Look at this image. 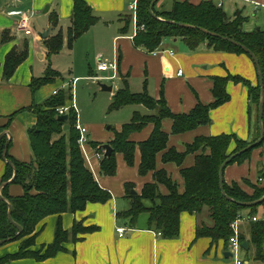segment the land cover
<instances>
[{
  "label": "trees",
  "instance_id": "obj_1",
  "mask_svg": "<svg viewBox=\"0 0 264 264\" xmlns=\"http://www.w3.org/2000/svg\"><path fill=\"white\" fill-rule=\"evenodd\" d=\"M152 1L138 0L137 2V26L144 25V29L139 30L134 37L137 47L154 52L166 38L172 37L183 40L192 50L204 43L215 51L246 53L251 57L241 46L224 38L227 37L254 52L261 66L264 84V29L256 27L250 31L245 30L243 25L247 17L243 15V11L237 10L233 16H230L222 5L213 0H202L199 3L190 0H174L170 9L160 10L161 0H158L153 14L150 11ZM99 20L100 17L94 13L85 0H74L72 23L67 31L68 45L72 48L75 42ZM58 22V16L52 14V25L57 26ZM132 22L133 13L125 15L120 32L127 34ZM64 38L60 30L56 35L45 40L49 58L60 53ZM11 40L12 36L9 31L0 34V44ZM28 57V42H25L21 49L12 48L5 58L4 78H11ZM60 77H63L62 74L49 66L43 77L33 78L32 90L36 92L43 86L54 83ZM230 80L249 87L250 103L259 117L260 80L258 84L253 85L241 75L214 77L212 92L215 101L210 104L199 102L189 113L180 114L171 110L163 92L160 98L156 99L146 88L142 92H133L127 80L123 81V86L117 90L109 111L119 110L129 105H142L152 113L144 114L137 110L130 122L114 130V137L109 141L113 151L110 156H104L101 159L100 172L105 176L117 174L118 153L123 154L129 166H134L136 152L139 149L141 152L139 173L142 176L150 172L154 173V181L147 183L141 194H132L134 184H126L125 197L132 202L130 208L122 215L130 219L131 225L136 226L139 215L148 212L149 229L161 232L163 237L175 238L180 234L183 212L192 214L206 212L213 226H208L205 221H202L197 227V237H210L213 243L219 241L229 243L235 233L232 223L245 212L249 216L258 213V207L263 205L264 201L251 206L241 202H252L263 197L264 185H253L252 183L255 191L250 194L238 182L230 184L225 182L224 187L227 192L225 196L220 186L219 170L228 157L260 138L259 124L256 126L252 139H239L236 135L226 133L198 136L192 143L186 145L184 151L169 147L170 133L163 128V121L167 118L173 120V134L184 133L200 125L210 124L212 122L211 109L230 100V94L227 91V84ZM73 98L71 86L59 89L56 94L51 95L42 103H33L27 107L26 110L33 112L37 117L36 124L28 130L34 155L33 162L20 161L13 158L9 150L7 152V159L12 160L17 169V175L10 184L21 185L24 193L19 196L9 195L6 192L9 184L3 188L2 195L11 202L13 219L22 225L23 230L19 233L18 228L11 223L8 217V204L0 197V240H5L4 242L21 240L19 251L0 257V264L27 257L39 261L45 260L60 251H65L64 243L71 240L77 242L85 233L99 229L97 225L86 227L82 223L75 224L72 230H67L63 226L62 215L65 212L75 213L84 210L88 202L106 203L113 197L109 190L99 184L93 172L86 165V159L79 143L80 131L76 128L78 120L76 109H70L67 120L59 119L58 108L70 104ZM18 112L11 114L2 128H8ZM149 125H152L153 129L148 138L142 141L132 139L134 133L142 131ZM65 126L69 127L68 135L63 133ZM7 141L6 135L0 138V157L2 158H4L3 152ZM90 142L97 150L103 149L104 144L96 141ZM263 142L264 140L238 154L229 164L247 161L254 148L262 146ZM160 153H163L164 163L174 162L180 167L184 179L183 192L179 190V184L165 168H157V157ZM190 154H197L195 163L190 167H185L183 166L184 161ZM14 167L7 163L3 182L13 178ZM244 182L251 184L248 179ZM160 184L167 187V194L161 193ZM146 201H150V204ZM51 214L58 215L54 241L48 245H42L38 250L31 249L43 229L37 230V226ZM250 232V242L256 248L254 258L264 262V220L251 221ZM239 239L243 242L246 237L239 233Z\"/></svg>",
  "mask_w": 264,
  "mask_h": 264
},
{
  "label": "crops",
  "instance_id": "obj_2",
  "mask_svg": "<svg viewBox=\"0 0 264 264\" xmlns=\"http://www.w3.org/2000/svg\"><path fill=\"white\" fill-rule=\"evenodd\" d=\"M85 1L91 6L94 13L100 17V20L85 32L75 42L74 46L84 38L92 39L95 44L93 50H96L102 44H106L107 46H104V49L109 54L111 53L112 61H117L118 69L116 72L112 69L109 70L112 71L109 76L103 74L95 77L117 80L119 83L117 89L123 86L124 80H127L133 92H142L146 88L156 99H159L163 92L171 110L180 114L189 113L199 102L210 104L215 101L212 92L214 77H225L231 74L241 75L253 85L259 83L260 77L257 66L246 53L215 51L208 48L204 43L192 50L183 40L172 37L166 38L155 53L137 47L134 43V37L138 33L137 21L135 11L131 6L133 4L137 5L138 0ZM173 1L171 0L169 8L167 7L168 0H161L160 4H164L167 9H170ZM190 1L199 3L202 0ZM213 1L224 8L225 0ZM228 1L231 11L235 13L237 10H241L243 15L247 17L245 21L247 22L245 24L247 26L246 30H253L258 25L264 29V0ZM47 7L48 11L46 12ZM73 7L74 0H0V34L9 31L12 36L11 41L0 44V134L4 133L3 136L6 135L10 142L8 148L10 155L20 161L31 163L34 160L28 130L36 124L37 117L33 112L26 109L33 103L44 102L53 95L55 90L52 87L50 90H46L48 88L46 85L36 92L32 90L31 82L33 78L41 77L36 76L35 73V56L39 55L43 59L48 57L45 40L56 35L60 30L63 32L64 37H67L68 28L72 23ZM244 9L256 12L253 21ZM12 10H22L30 18L34 11L43 10L44 13H48L50 17L46 22L44 32L36 34L33 30L35 33L33 32L32 35H25L23 31L17 28L20 16L8 14ZM129 13H133V22L129 32L122 34L120 28L124 24L123 17ZM52 14L58 16L57 26H53L51 23ZM46 31H49V34L46 39H43V33H46ZM25 42L29 43V57L17 68L11 78L5 79L3 73L7 53L14 47L23 48ZM98 44L101 45L98 46ZM101 61L106 60L99 58V63ZM97 70L101 73L109 72L99 70L98 66ZM44 74L45 70L42 76ZM66 83L62 87H65ZM227 91L230 94V100L211 109L212 122L210 124L200 125L184 133L173 134V120L171 118L165 119L163 128L170 133L169 147L184 151L186 145L192 143L198 136H212L223 133L236 135L239 139H252L255 135L256 126L259 124V117L256 109L253 105L251 106L249 87L243 83L230 80L227 84ZM134 106L138 107L133 110V114L137 110L144 111V114L151 113L149 109L142 105ZM126 107L128 106L121 109ZM16 112L18 114L9 127L2 128L5 126L7 118ZM85 126L89 130L90 141L104 143L103 140L92 138L91 128ZM121 126L116 129H120ZM152 129L153 126L149 125L142 131L134 133L132 139L135 141L145 140L149 137ZM113 137L114 135L105 140L109 142ZM88 146H90L92 152L91 160L90 162L86 160V165L93 172L99 184L109 190L113 197L106 203L88 202L84 210L75 213L65 212L62 215L63 226L67 230H72L75 224L82 223L86 227L97 225L99 229L85 233L82 235V239L77 242L71 240L64 243L65 251H60L55 256L45 260L39 261L27 257L3 264H237V260L233 256L224 257L222 255L223 252L230 251L229 243L224 241L213 243L210 237H197L198 225L208 218L207 216L206 218L205 216L202 217L203 213L183 212L181 214L180 234L175 238L163 237L159 232L149 229L148 218L143 221V224L137 221L136 226L131 225L130 219L122 215L124 211L130 208L132 202V200L125 197L126 184L133 183L135 188L131 191L136 190L137 194H141L144 186L154 181V173L150 172L145 176L139 173L141 152L138 149L134 166H129L123 154L118 153L117 174L114 176L102 175L100 172L101 159H98L95 155L97 149L91 145V142ZM196 155L190 154L187 156L183 166L190 167L194 165ZM162 156L163 153L158 154L157 168H165L179 184V190L183 192L184 179L180 167L174 162L164 163ZM6 169L7 161L0 157V187ZM224 178L225 182L229 184L238 182L246 191H248L249 186L244 182L245 179L253 184L264 185V142L262 146L254 148L247 161L229 164L225 168ZM160 191L163 194L168 193L167 187L163 184H160ZM6 192L9 195L19 196L24 193V189L21 185L12 183L6 187ZM1 193L3 194V189ZM204 214L206 215V212ZM57 220L58 215L51 214L40 222L37 230L43 229L37 237L36 244L31 249L38 250L42 245H48L54 241ZM250 224L249 219H247V222L240 221L238 224L239 233L244 234L246 237L244 241H247V250L243 249L241 252L244 253L243 257L240 254L242 264H257L259 262L253 260L254 263H252L247 258L250 252L256 250L250 242ZM120 227L126 228L122 236L117 231ZM20 245L21 240L3 242L0 245V257L19 251ZM245 255L246 257H244ZM253 257H255V253L252 254Z\"/></svg>",
  "mask_w": 264,
  "mask_h": 264
},
{
  "label": "rangeland",
  "instance_id": "obj_3",
  "mask_svg": "<svg viewBox=\"0 0 264 264\" xmlns=\"http://www.w3.org/2000/svg\"><path fill=\"white\" fill-rule=\"evenodd\" d=\"M170 2L171 0H168V8L170 6ZM159 9L162 10L167 8L164 4L159 3ZM224 10L228 14H230V16H233L235 14L234 11H231V9L229 8L228 0H225ZM244 11L246 13L248 12V16H250L252 21L253 19H255L256 12H250L248 9H244ZM49 17V14L44 13L43 10L38 12L34 11V14L30 18V26L33 28L36 34H38L39 32H44V27L46 26V22L49 20ZM246 23L247 22H245L243 25V28L245 30L247 29V26L245 25ZM258 27L259 25L257 26V28ZM33 38H35V36H33ZM33 38L32 40H34ZM94 45L95 44L93 43L91 38H84L79 43L77 42L76 46H74V48L72 47V49L68 45L67 37H65L60 53L54 54V56L52 55L50 58L46 57L45 59L40 58L39 55L35 56L34 54L36 65L35 73L36 76L43 77V71H46L49 66L59 71L63 77L58 78L54 83L46 85L48 86L46 90H50L51 87L59 90L72 86V92L74 94V101L76 104V111L78 112V122L91 128L92 138H97L100 141L103 140L104 143L102 144H109V142H107V140L105 139H108L112 135H114V130L116 128H119L121 124L130 122L133 117V110H136L138 106L131 105L126 107L125 109L109 111V107L118 90L117 86H119V83L117 80L95 77L103 74H107L108 76L112 74V71H109L107 73L98 72L97 66L99 64V58H102L106 61H112L113 57L111 53L109 54L105 51L104 46L106 47V44H102V46L97 47L96 50H93ZM99 45L101 44H98V46ZM100 54L102 57L100 56ZM64 83H66V86L62 87ZM103 84L107 86H113V89L105 90L103 88ZM142 112L144 113V111ZM63 133H66L68 135V126L64 127ZM82 151L85 158L86 154L91 155L92 152L90 146L82 148ZM253 185L252 183L248 184L249 189L247 192L250 194H253L255 191ZM146 202L150 204L149 201ZM207 214L208 213H206L205 215L203 213L202 217L205 216L206 218ZM244 214L247 213L245 212ZM256 214L259 217L263 216L264 204L258 207V213ZM148 216V212L141 213L138 222L140 224H143V221H145ZM245 221L247 222V219L242 220V222ZM205 223L208 226H213L212 220L209 218L205 219ZM255 252L256 250L254 252H250V255L247 256V258H249L252 263L256 261L254 257L252 258V254ZM243 254L244 253H241L242 257ZM222 255L226 257L224 252L222 253ZM244 257H246V255ZM257 264H263V261H259L257 262Z\"/></svg>",
  "mask_w": 264,
  "mask_h": 264
},
{
  "label": "built area",
  "instance_id": "obj_4",
  "mask_svg": "<svg viewBox=\"0 0 264 264\" xmlns=\"http://www.w3.org/2000/svg\"><path fill=\"white\" fill-rule=\"evenodd\" d=\"M131 8L134 9L135 11V18L137 15V5L133 4L131 6ZM9 15L11 16H20L18 22H17V28L20 29L21 31H23L25 33V35H32L33 34V28L30 26V16L28 14H25L22 10H12L8 12ZM137 21V18H136ZM144 29V25H141L140 27L137 26V32L139 30H143ZM157 52V50L154 51V53ZM98 69L101 71H109V70H114L115 72L118 69V63L117 61H112V62H108V61H101L98 65ZM180 73H182V71H180ZM115 77V76H112ZM111 77V78H112ZM58 92V89H55L53 94H56ZM71 108L76 109V104L74 101V98L72 99V102L70 104L61 106L58 108V112L60 115H64V114H68V112L70 111ZM76 128L80 131V138H79V143L81 145V149L88 146L90 144V139L88 136V128L81 124L80 122L76 123ZM96 157L98 159H102L105 156V149L103 148L102 150H97L96 151ZM91 155L86 154V160L90 162ZM243 219H249L250 221H258V220H264V214L262 217H259L257 214L253 215V216H248L247 214H241L233 223H232V227L234 229V235L230 238L229 244H230V251L233 254V257L237 260V264H242L243 261L242 259H240V254L243 251V245H242V241L239 239V227L238 224L240 221H242ZM117 231L120 233V235H124L126 228L125 227H120L117 229ZM159 234H161V232H159Z\"/></svg>",
  "mask_w": 264,
  "mask_h": 264
},
{
  "label": "water",
  "instance_id": "obj_5",
  "mask_svg": "<svg viewBox=\"0 0 264 264\" xmlns=\"http://www.w3.org/2000/svg\"><path fill=\"white\" fill-rule=\"evenodd\" d=\"M158 0H153L152 3H151V6H150V11L151 13L154 14V6L156 4ZM45 11L47 12L48 11V7L45 9ZM258 29H260V27H258ZM49 34V31H46V33H43V36L44 38H46ZM225 39H228L229 41H231L232 43L236 44V45H239L241 46L247 53H249L251 55V57L253 58L256 66H257V69H258V72H259V77H260V84H261V99H260V104H259V128H260V138L258 140H256L255 142L251 143L250 145H248L246 148L238 151L237 153L231 155L230 157H228L223 163L222 165L220 166V170H219V175H220V186H221V189H222V192L225 196H227V192L225 190V187H224V183H225V178H224V171H225V168L229 165V163L233 160V158H235V156H237L238 154H241L242 152L256 146L257 144H259L260 142H262L264 140V121H263V117H264V84H263V74H262V70H261V66L259 64V60L257 58V56L254 54V52H252L249 48H247L246 46H243L241 45L239 42L233 40V39H230V38H227V37H224ZM103 88L105 90H112V86H107L105 84H103ZM59 119L60 120H67L68 119V114H64V115H60L59 116ZM4 133L0 134V138L3 136ZM8 146H9V140L7 141L6 143V147L4 149V152H3V157L4 159L7 161V163H9L10 165H13V162L12 160L10 159H7V152H8ZM103 148L105 149V157L107 156H110L112 154V147L110 144H104L103 145ZM17 175V169L14 167V176L12 179L8 180V181H5L2 183L1 187H0V197L7 202L8 204V217H9V220L11 221V223L18 228L19 230V233L23 230V227L21 224L17 223L14 219H13V216H12V210H13V206L11 204V202L9 200H7L1 193L3 187L9 185L15 178V176ZM132 194L136 195L137 194V191L136 190H133L132 191ZM264 201V196L261 197L260 199L258 200H255V201H252V202H241L242 204H245V205H248V206H251V205H255V204H259L261 202ZM5 240H0V243L4 242ZM243 247L245 249H247V241H244L242 243ZM225 256L226 257H229V256H233L232 252L228 251L225 253Z\"/></svg>",
  "mask_w": 264,
  "mask_h": 264
}]
</instances>
